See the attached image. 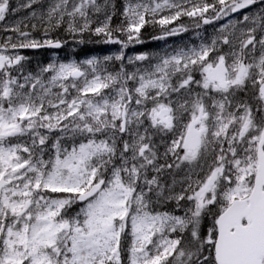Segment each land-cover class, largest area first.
I'll return each instance as SVG.
<instances>
[{
	"label": "snow or ice",
	"instance_id": "snow-or-ice-1",
	"mask_svg": "<svg viewBox=\"0 0 264 264\" xmlns=\"http://www.w3.org/2000/svg\"><path fill=\"white\" fill-rule=\"evenodd\" d=\"M0 264H264V0H0Z\"/></svg>",
	"mask_w": 264,
	"mask_h": 264
},
{
	"label": "rangeland",
	"instance_id": "rangeland-1",
	"mask_svg": "<svg viewBox=\"0 0 264 264\" xmlns=\"http://www.w3.org/2000/svg\"><path fill=\"white\" fill-rule=\"evenodd\" d=\"M18 2V0H13V3ZM150 30L144 35V44L134 45L131 46L129 49L126 50L127 55H135L139 52H155L164 49L165 47H172L173 45H179L182 43H191L196 40L194 35V31H189L188 33L182 35L181 37H173L167 42L162 41L161 43H157L151 39ZM212 31L211 27H207V32L210 33ZM153 35H157L153 32ZM146 37V39H145ZM69 39L67 43V47L64 50H56V53L53 50H23V54L30 57L35 64L38 61H45L53 57L54 54H58L61 59H78L83 60L91 56H105L111 55L117 52L119 46L118 45H111V44H103L96 42L97 38H92L94 41L90 43L86 40L84 44H77L73 42L71 37H67Z\"/></svg>",
	"mask_w": 264,
	"mask_h": 264
},
{
	"label": "trees",
	"instance_id": "trees-1",
	"mask_svg": "<svg viewBox=\"0 0 264 264\" xmlns=\"http://www.w3.org/2000/svg\"><path fill=\"white\" fill-rule=\"evenodd\" d=\"M86 40L89 41L87 38H86ZM91 41H93V40L91 39ZM91 41H90V42H91Z\"/></svg>",
	"mask_w": 264,
	"mask_h": 264
}]
</instances>
